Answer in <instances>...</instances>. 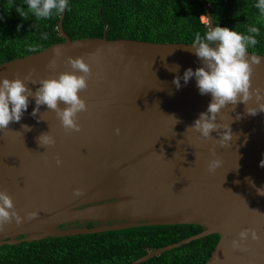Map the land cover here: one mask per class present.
Returning <instances> with one entry per match:
<instances>
[{
    "label": "water",
    "instance_id": "obj_1",
    "mask_svg": "<svg viewBox=\"0 0 264 264\" xmlns=\"http://www.w3.org/2000/svg\"><path fill=\"white\" fill-rule=\"evenodd\" d=\"M65 12L59 33L64 42L0 65V78L29 77L33 92L39 84L31 80L72 71L69 58H83L92 72L80 93L88 105L78 114L81 131H66L46 105L33 117L36 104L30 97L22 120L0 132V191L9 194L23 218L17 224L13 217L0 227V247L141 227L199 225L201 234L132 264L211 235H219L220 242L207 264H264V195L257 193L264 188V112L246 111L258 107L255 97L247 105L223 108L216 117L220 127L203 138L190 126L207 110L211 96L199 93L195 78L186 85L181 79L179 89L173 83L189 67L201 66L191 44L109 40L107 35L72 40L64 30ZM176 65L179 70L171 71ZM251 80L253 89H264V62L252 66ZM25 124L32 130L25 131ZM224 125H230L233 139L221 147ZM42 133L54 136L56 144L40 146ZM214 159L222 165L212 172ZM74 190L82 194L76 196ZM88 223L97 226L89 228ZM246 228L256 229L260 240L249 238L247 251L233 250L231 241Z\"/></svg>",
    "mask_w": 264,
    "mask_h": 264
},
{
    "label": "trees",
    "instance_id": "obj_2",
    "mask_svg": "<svg viewBox=\"0 0 264 264\" xmlns=\"http://www.w3.org/2000/svg\"><path fill=\"white\" fill-rule=\"evenodd\" d=\"M257 0H68L64 30L72 40L104 38L153 43L191 44L195 33L221 24L247 34L260 28L258 44L248 52L264 56V15ZM27 10L25 0H0V65L37 54L65 40L60 36L63 13L49 18L20 17L16 7ZM206 18L208 21L204 22ZM23 24L21 30L18 25ZM47 34L45 38L44 34ZM78 226H80L78 224ZM89 228L97 224L88 223ZM199 225L141 227L124 231L0 247V264H132L150 252L201 234ZM19 239H22L19 238ZM220 242L211 235L174 249L143 264H207Z\"/></svg>",
    "mask_w": 264,
    "mask_h": 264
},
{
    "label": "clouds",
    "instance_id": "obj_3",
    "mask_svg": "<svg viewBox=\"0 0 264 264\" xmlns=\"http://www.w3.org/2000/svg\"><path fill=\"white\" fill-rule=\"evenodd\" d=\"M25 3L27 10L24 7H16L20 17L25 20L28 19L29 14L38 19L49 18L53 10L61 14L69 7L68 0H25ZM255 7L261 15H264V0H257ZM22 28L23 24H20L17 30ZM259 35L260 28L255 25L248 26L247 34L239 33L221 24L210 28L203 35L199 32L195 33L190 46L193 54L201 61V66L195 70L189 67L182 77L175 76L173 83L179 89L182 87L181 79L186 85L195 78L199 93L211 96L207 110L202 112L190 126V129L199 132L203 138H210L212 132L218 130L220 126L216 123L217 114L229 104L242 102L247 105L254 96L258 107H247V113L256 115L264 112V103L260 102L264 101V89L259 87L253 89L251 80L252 66L264 62V57L248 54L249 47L254 48L258 44ZM44 36L47 38L46 33ZM68 63L72 71L62 72L51 79L31 80L30 83L39 84L35 92L29 87V77L0 78V132L8 129L10 123L22 120L28 110L30 97L34 98L36 104L32 112L33 117L39 112L40 106L46 105L48 109L56 111L66 131H81L78 114L87 111L88 105L80 93L88 86L92 72L90 65L83 58H69ZM175 69L171 71H178L179 65H176ZM61 103L65 107L61 108ZM174 120L178 123L175 118ZM23 128L25 131L32 130L26 124ZM224 128L226 130L218 141L221 147L227 146L233 139L230 125H224ZM37 142L40 146H54L56 139L51 134L42 133L37 137ZM56 163L58 165L62 163L59 157ZM221 165L220 159H214L209 164V171L214 172ZM260 166L264 167V160L260 162ZM246 179L252 183L250 178ZM257 193L264 195V188H257ZM81 194L79 190H74V195ZM14 209V202L9 194L0 191V227L12 222L13 217L17 224L22 223L23 218ZM33 215L35 214H29V218ZM249 238L258 241L261 237L254 228L243 229L239 232L238 239L231 241L232 249L247 251Z\"/></svg>",
    "mask_w": 264,
    "mask_h": 264
},
{
    "label": "rangeland",
    "instance_id": "obj_4",
    "mask_svg": "<svg viewBox=\"0 0 264 264\" xmlns=\"http://www.w3.org/2000/svg\"><path fill=\"white\" fill-rule=\"evenodd\" d=\"M204 22H207L208 20L206 18L203 19Z\"/></svg>",
    "mask_w": 264,
    "mask_h": 264
}]
</instances>
